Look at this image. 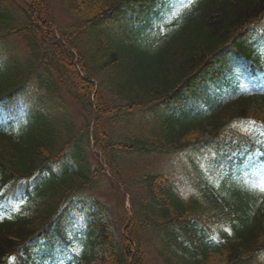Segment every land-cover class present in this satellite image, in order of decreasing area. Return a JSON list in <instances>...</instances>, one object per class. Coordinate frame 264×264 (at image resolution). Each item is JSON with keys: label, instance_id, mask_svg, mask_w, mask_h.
<instances>
[{"label": "trees", "instance_id": "16d2710c", "mask_svg": "<svg viewBox=\"0 0 264 264\" xmlns=\"http://www.w3.org/2000/svg\"><path fill=\"white\" fill-rule=\"evenodd\" d=\"M10 1L17 6L0 12V43L20 37L25 51L0 54V100L14 101L7 109L21 119L0 129V264H33L31 243L63 235L60 217L74 195L117 199V184L130 217L120 197L116 249L82 264H264V191L238 180L241 165L264 164L246 157L257 151L247 141L264 135V89L233 88L223 104L202 99L205 115L166 108L183 84L201 99L193 77L219 79L212 68L222 50L242 58L250 77L262 70L263 49L245 37L264 18V0H197L144 44L148 0H137L144 18L134 30L95 27L119 0H57L73 22L64 28L48 0ZM162 157L164 169L155 166ZM256 169L242 174L257 181ZM197 224L216 241L215 257L194 246Z\"/></svg>", "mask_w": 264, "mask_h": 264}, {"label": "rangeland", "instance_id": "374dc122", "mask_svg": "<svg viewBox=\"0 0 264 264\" xmlns=\"http://www.w3.org/2000/svg\"><path fill=\"white\" fill-rule=\"evenodd\" d=\"M55 8H56V7H55ZM56 11H57V18H58V20L61 22V24H66L67 21L65 20V17H64L61 13H59V11L57 10V8H56ZM9 41H10V44H11L12 46H15V47L18 49V51H21V50H22V45H21V43H20L19 40H16V39L13 40V39H11V40H9ZM228 76H229V74H228ZM241 79L244 80V77L241 76ZM244 86L247 87L248 84H245ZM161 164H162L163 166L165 165V167H168L169 162H168L167 160H162V161H161Z\"/></svg>", "mask_w": 264, "mask_h": 264}, {"label": "snow or ice", "instance_id": "6c2138e0", "mask_svg": "<svg viewBox=\"0 0 264 264\" xmlns=\"http://www.w3.org/2000/svg\"><path fill=\"white\" fill-rule=\"evenodd\" d=\"M192 3H194V0H187V2L185 4H183V6L184 7H187L190 4H192ZM261 167H264V165H261ZM261 191H264V185L261 186ZM75 251L78 253L79 252V249H76Z\"/></svg>", "mask_w": 264, "mask_h": 264}]
</instances>
